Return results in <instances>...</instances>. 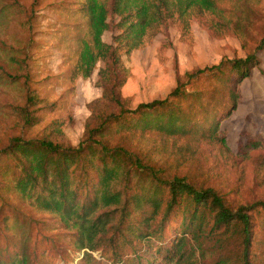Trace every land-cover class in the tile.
Listing matches in <instances>:
<instances>
[{
	"label": "trees",
	"instance_id": "trees-1",
	"mask_svg": "<svg viewBox=\"0 0 264 264\" xmlns=\"http://www.w3.org/2000/svg\"><path fill=\"white\" fill-rule=\"evenodd\" d=\"M71 5L86 24L77 40L71 76L88 78L101 63L97 73L101 99L117 110L93 124L90 118L74 147L55 141L63 135L59 120L43 130L45 135L12 137L0 150V164L7 165L4 175L13 176L11 191L23 204L55 217L72 232L77 255L72 263L195 264L193 248L198 249L202 236L216 235L222 240L236 238L242 251L237 264H250L253 228L257 225L264 232V224L255 223L260 213L264 215L263 202L227 206L215 189L196 188L180 177L164 178L111 141L121 134L146 132L223 141L220 126L240 102L241 83L259 65L255 53L186 73L165 98L130 109L120 96L127 77L122 58L138 50L147 33L168 19L187 24L194 11L217 17L223 11L215 0H74ZM110 29L116 34L108 44L102 36ZM15 61L22 73L1 74V79L13 85L23 78L24 104L15 112L23 127H32L46 102L27 86L26 64ZM200 81H210L211 87L194 88ZM249 143L248 149H264L258 141ZM13 227L19 242H0V264H37L44 250L36 242L31 248L30 222L15 217ZM95 253L98 262L92 257Z\"/></svg>",
	"mask_w": 264,
	"mask_h": 264
},
{
	"label": "rangeland",
	"instance_id": "rangeland-1",
	"mask_svg": "<svg viewBox=\"0 0 264 264\" xmlns=\"http://www.w3.org/2000/svg\"><path fill=\"white\" fill-rule=\"evenodd\" d=\"M73 1L14 0L19 8L12 0H0V150L12 137L45 135L43 130L54 120L63 122V135L55 141L74 147L83 138L90 118L89 124H93L117 110L101 99L97 85L101 63L88 78L71 76L77 40L86 31L85 19L71 10ZM215 3L223 11L220 17L194 11L187 24L171 18L151 29L143 45L122 58L127 77L120 96L130 109L161 100L184 74L222 59H243L255 53L259 65L241 83L240 102L220 126L223 141L146 132L121 134L111 143L123 145L164 178L180 177L196 188L215 189L227 206L236 208L264 203V149H248L251 140L264 145V0ZM114 34L110 29L102 41L111 43ZM15 60L26 64L30 79L27 86L46 102L39 122L32 127H23L15 112L24 104L23 78L13 85L1 79V74L22 73ZM210 87V81L194 86L205 90ZM6 167L0 164V242L18 243L15 217L27 220L31 248L36 242L44 250L37 256V264H76L71 262L77 256L72 249V232L55 217L23 204L9 187L13 176L4 175ZM255 223L264 224V215L260 213ZM200 242L198 249L193 248L195 264H237L242 253L234 237L222 240L216 235L206 239L202 236ZM250 246V264H264V232L257 225ZM92 257L96 262L100 260L97 253Z\"/></svg>",
	"mask_w": 264,
	"mask_h": 264
}]
</instances>
